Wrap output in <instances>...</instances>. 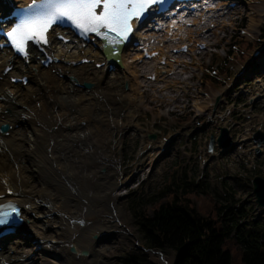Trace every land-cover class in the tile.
I'll list each match as a JSON object with an SVG mask.
<instances>
[{
    "label": "rangeland",
    "instance_id": "obj_1",
    "mask_svg": "<svg viewBox=\"0 0 264 264\" xmlns=\"http://www.w3.org/2000/svg\"><path fill=\"white\" fill-rule=\"evenodd\" d=\"M237 2L239 8L220 20H224L228 25L224 24L221 31L218 26L216 33L210 36V41L219 39V42L209 52L200 56L201 67L194 71L188 84L190 89L178 101L167 99L164 105H161L156 99L160 91L157 93L156 90L148 91L139 87L142 92L145 90L144 98L129 104V100H119L121 94L129 92L128 89L114 91L109 82L105 83L103 90L108 94L107 97L115 102L116 110L99 123L103 131V146L98 147L101 154H94L88 159V164L81 162L82 154L78 153L75 161L78 166L76 169L81 174L79 180H82V187L89 190L87 193L92 194L91 191L97 189L101 193L110 192V196L97 201L78 194L80 198L78 197L79 200L75 203L82 208V220H75L74 228H66L65 233L79 238L82 245L92 242L93 247L83 246V249L75 253L70 251L71 245L75 244L72 239L55 241L48 237L38 241L30 235L22 240L23 250L36 253L34 261L40 259V264H115L117 258L136 242L142 245L132 213L133 202L145 209H150L157 200L162 202L158 192L175 179L176 173L181 176L189 171V179L195 181H198L197 176L203 175L208 183L207 194L191 197V202L202 215L213 212L211 198L221 199L224 192L231 190L235 192V199L245 202L248 209L247 225L251 224V218L264 213V209L254 204L251 182L247 178L254 169H259L260 173L264 174V154L254 156L249 152V160L244 163L235 156L236 153L232 157L225 154L220 160H216L212 155L211 159H208L210 155L206 152L210 134L217 133L219 126L229 127L235 140H245L247 131L264 128V103L255 99L260 91L247 73L238 76L240 67L236 63H243L244 60L242 56L235 55L243 52L244 55L250 56L252 50L263 40L264 0ZM220 16L225 17V14ZM246 42H249L250 46L246 47ZM224 59L227 62V70L231 69L227 76L217 73V64L224 62ZM255 65L258 63L255 62ZM140 70L144 73L147 69L141 67ZM209 74L216 76L213 78L217 83L209 79ZM234 76L238 77V81L233 86L229 82ZM225 87L232 89L228 88L227 94L221 95L222 91L225 92L222 90ZM211 102L214 103L213 107H208ZM66 127L69 133L73 132L72 128ZM152 134L155 135L154 138H150ZM80 137L83 150L87 154L92 153L93 132L87 129ZM163 145H167L165 149ZM244 148L247 149L246 146ZM177 160L182 161L183 165L173 168ZM93 171L95 177H105V180H102L105 183L103 187H95L91 180L83 176L91 175ZM29 172L27 171V174ZM102 221L109 224H105L106 230L102 229L99 233L96 227ZM55 229L56 227H48L45 233L52 236ZM82 251H86V254H82ZM58 252L60 259L55 256ZM173 254V251L168 249L162 252V256L152 253H148V256L150 261L171 264ZM234 254L233 252L232 255Z\"/></svg>",
    "mask_w": 264,
    "mask_h": 264
},
{
    "label": "bare ground",
    "instance_id": "obj_2",
    "mask_svg": "<svg viewBox=\"0 0 264 264\" xmlns=\"http://www.w3.org/2000/svg\"><path fill=\"white\" fill-rule=\"evenodd\" d=\"M29 1L31 0H0V5L5 6L0 7V12L15 5H25ZM204 3L208 4L210 11H203L201 5ZM224 3L211 0L196 3V8H201L200 13L198 16L186 19L196 25L194 30H191V26L184 25L180 14L170 19L167 24H164L163 32L167 34L161 45L155 43L156 37L161 32L145 33L142 30H135L133 39L139 41V44L136 47L129 46L123 49L120 55L121 69L116 71H108L107 65L95 67L96 62L103 60V55L98 47L91 43L87 45L86 42L58 45L52 41L47 51L56 61L47 68L41 67L39 60L34 56L29 58L28 65L22 66L20 60L12 56L10 51H0V126L4 123L11 125L8 135L0 132V195H5L7 189L13 190L12 195L0 198V202L13 200L22 206L25 224L20 231L19 228L17 229L20 236L18 239L29 231L30 235L38 241L48 237L55 241L72 239L75 243L72 246H76L75 253L83 249V246L93 247L92 242L82 245L79 238L73 237L71 233L67 235L65 233L66 228H74L77 220H82L80 215L82 208L75 203L80 198L78 194L92 197L97 201L110 196V192L102 191L101 193L97 189L91 191L92 194L87 193L89 190L85 189L87 187H82V180H79L81 174L76 169L78 166L75 161L78 153L82 154L81 162L88 164L90 162L88 159H91L94 154H101L98 147L103 143L101 140L103 131L99 123L116 110L115 102L108 98V94L103 90L105 83L109 82L114 91L125 89L126 83V90L128 89L129 92L121 94L119 100L124 102L129 100V104L141 101L145 90H156L157 93L160 91L156 99L161 105L167 99L173 102L181 99L191 87L188 84L194 71L201 67L198 62L193 64L194 60H198L193 46H189L190 52L182 55L181 60L177 59L176 63L170 62V68L165 70L156 65L152 68L147 61L139 65L136 59L141 58L142 53L138 51V48L158 49L164 54L171 47L185 42L193 44L199 41L205 43L210 51L219 42V39L210 41V36L216 33L215 29L218 26L221 31L225 22L220 21L222 19L220 13H215V10L221 13L225 11V17L230 15V11L223 7ZM237 8L236 4L234 11ZM208 12H212L213 17L205 22ZM201 29L209 32L202 34ZM168 38L180 39L181 42L178 45H172V42H167ZM95 43L99 45L97 40ZM82 58H87L90 62L73 65ZM178 62L182 64L179 66ZM5 66H12V68L8 73L3 74ZM141 67L147 70L141 73ZM170 70L172 75L168 76L167 72ZM164 72L167 74L163 75ZM59 74L63 77H59ZM144 74H151L152 78L145 79ZM22 75L29 77V82L23 87L20 84H11L9 81L11 76ZM75 82L91 83L93 87L81 90ZM139 87L145 90L142 92ZM15 124H19L16 129H14ZM66 126L72 128L73 132L69 133ZM87 129L93 132L91 147L93 154L89 152L90 150L87 154L80 143V136ZM27 171H30L29 174ZM89 175L83 176L91 180L95 187H103L104 176L95 177L94 171ZM105 224L109 223L102 221L97 224L99 233L102 229L106 230ZM51 226L56 227L52 236L45 233V230ZM6 239L10 238L0 240V264L9 260H12L10 264H40V259L34 261L37 254L24 251V245L21 246L18 239L7 243L4 242ZM10 251L15 253L11 255ZM59 254V252L55 254L58 259H60Z\"/></svg>",
    "mask_w": 264,
    "mask_h": 264
},
{
    "label": "trees",
    "instance_id": "obj_3",
    "mask_svg": "<svg viewBox=\"0 0 264 264\" xmlns=\"http://www.w3.org/2000/svg\"><path fill=\"white\" fill-rule=\"evenodd\" d=\"M238 55L245 57L243 52ZM218 73L229 75L227 63L219 67ZM207 193L205 179L190 180L184 174L159 190V199L163 201L157 200L150 209L137 206L134 201L132 213L143 247L173 251L172 264H264V223L243 222L247 210L244 202L235 199L233 190L224 192L221 199L210 197L213 212L202 215L191 197ZM115 264L159 263L150 261L147 252L132 245Z\"/></svg>",
    "mask_w": 264,
    "mask_h": 264
},
{
    "label": "snow or ice",
    "instance_id": "obj_4",
    "mask_svg": "<svg viewBox=\"0 0 264 264\" xmlns=\"http://www.w3.org/2000/svg\"><path fill=\"white\" fill-rule=\"evenodd\" d=\"M164 0H41L34 15L23 19L5 33L16 51L28 55L29 42L48 43V32L58 22L67 21L82 35L95 34L115 52L134 32L133 22H139L156 4ZM99 9V12L97 11ZM5 209H11V212ZM19 218L13 205L0 206V226Z\"/></svg>",
    "mask_w": 264,
    "mask_h": 264
},
{
    "label": "water",
    "instance_id": "obj_5",
    "mask_svg": "<svg viewBox=\"0 0 264 264\" xmlns=\"http://www.w3.org/2000/svg\"><path fill=\"white\" fill-rule=\"evenodd\" d=\"M6 127H3V129ZM153 136V135H151ZM213 139L210 140V146L213 144ZM254 140L258 144L264 141V133H257L254 135ZM230 137L228 131L225 128H221V134L218 137V143L222 146L228 145ZM211 148V147H210ZM252 193L255 197V202L258 206L264 207V178L256 176L252 179ZM262 238H264V232L262 233Z\"/></svg>",
    "mask_w": 264,
    "mask_h": 264
}]
</instances>
